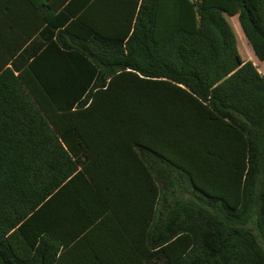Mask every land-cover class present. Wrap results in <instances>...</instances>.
Masks as SVG:
<instances>
[{
	"label": "trees",
	"instance_id": "obj_1",
	"mask_svg": "<svg viewBox=\"0 0 264 264\" xmlns=\"http://www.w3.org/2000/svg\"><path fill=\"white\" fill-rule=\"evenodd\" d=\"M23 6L0 0V264H264V74L228 20L264 62V0Z\"/></svg>",
	"mask_w": 264,
	"mask_h": 264
},
{
	"label": "crops",
	"instance_id": "obj_2",
	"mask_svg": "<svg viewBox=\"0 0 264 264\" xmlns=\"http://www.w3.org/2000/svg\"><path fill=\"white\" fill-rule=\"evenodd\" d=\"M23 1H24V6L21 7L20 10L22 13L27 15L30 21H32V20H35L36 18L40 19V16H43L45 14V11L49 10L47 8V5H49L53 0H23ZM146 190H147V186L145 183L144 188H143L144 194H147ZM147 205H148V201L146 200V198H144L143 202H139V205H138L139 212L138 213L136 211H129L128 217L131 216V218H133V219L130 218L129 223H126L127 224L126 227L130 229V234L129 232L126 233L124 231V225L122 222H119V223L116 222L114 225V228L118 230L119 234H123L124 236L129 237L127 239L129 241V244L130 242H134V241H137L138 239L139 240L141 239L143 220H144V229L146 232L147 225H148L147 218H146V206ZM142 208H144L145 210L144 211L145 216L143 218H142ZM91 230L99 234L105 235V236L109 233V228H107V224L103 221V218L94 220V223L91 226ZM81 255L82 254H79L77 256H81Z\"/></svg>",
	"mask_w": 264,
	"mask_h": 264
},
{
	"label": "rangeland",
	"instance_id": "obj_3",
	"mask_svg": "<svg viewBox=\"0 0 264 264\" xmlns=\"http://www.w3.org/2000/svg\"><path fill=\"white\" fill-rule=\"evenodd\" d=\"M229 22L233 26V29L237 36V43H238V49L241 58L244 61H251L253 62L259 69L261 73H264V62H261L256 57L252 46L250 45L249 41L247 40L243 29L240 25L238 17H228Z\"/></svg>",
	"mask_w": 264,
	"mask_h": 264
}]
</instances>
